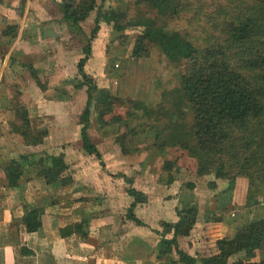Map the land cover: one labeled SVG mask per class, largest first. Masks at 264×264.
<instances>
[{"label": "rangeland", "instance_id": "obj_1", "mask_svg": "<svg viewBox=\"0 0 264 264\" xmlns=\"http://www.w3.org/2000/svg\"><path fill=\"white\" fill-rule=\"evenodd\" d=\"M60 1L0 0L2 61L10 47V41L6 43L8 38H2V30L6 25H13L12 21H19L18 25L22 22L27 35L31 33L29 24L36 19L40 11L44 21L42 27L50 26L54 31V35L46 30L42 32L41 36L52 40H48V46H42L44 49L33 52L32 56L21 54L23 63H35L34 68L45 89L36 84L28 69L24 70V66L17 64L19 67L16 70L15 65L3 68V62L0 63V70L3 68L0 94L4 92L9 95V101L6 100L9 108L0 106L2 116L6 117V122L0 123V133L3 135L0 142L4 143L6 149L0 155L3 166L11 157L36 153L37 159L42 158V165H36L37 168L43 167L46 170L51 167L53 173L58 172L60 177L66 179L61 184L58 181L46 184L43 178L45 171L42 177L38 176L33 166V169L28 174H23L20 179L24 184L23 195L30 198L41 195L50 200L55 198L62 201L73 198L74 205L83 206L89 215L114 214L115 218L119 219L114 221L115 230L104 237L103 242L106 244L110 242L121 245L126 236L123 225L127 222L134 225L124 217L132 201L126 194L128 187L136 188L147 197L146 202L135 206L134 213L142 221L149 223H144L143 228L139 229L143 231V237L148 238L146 245L149 248L158 245L159 231L162 229L160 219H176V207L191 201H195L198 210L196 223L190 229V240L200 241L201 227L204 224L216 227L215 238L221 239L219 230L226 231L225 238H244L250 229L251 232L262 235L264 239V225H261L264 221V184L254 182L251 185L252 197L251 200L249 197V201L246 199L248 179L217 178L213 169L195 167L185 151L176 148L166 150L167 145H161L160 138L169 131L170 123L173 122L169 117L172 102L176 107L179 105L176 96L180 88L179 76L182 67L170 62L159 48L147 39L138 41V35L141 33L139 27L118 33L114 32L111 26L101 23L96 36L91 40L90 53L84 65L85 72L93 78L98 88L109 91L114 98L113 111L105 115L104 120H115L119 117L120 121L102 125L93 111L88 134L101 155L102 164L95 155L83 151L79 138L78 117L85 105L86 93L85 87H73L75 79L80 78L77 65L79 59L85 56L82 48L87 43L86 36L93 26L97 7H118L121 0H95L96 8L80 23L84 35L70 32L64 23L59 22ZM189 2L193 8L183 15V19L169 21V25L195 30L200 43V38H206L209 33L221 37L219 31L210 29L206 16H216L217 9L224 7L226 0ZM123 4L128 5V15L132 18L139 11L143 15L155 17L150 8L137 7L133 0H123ZM4 13L11 18V23H2V18L6 19ZM188 17L192 18L193 22L196 20L192 27L187 23ZM158 20L161 23V18ZM135 44L136 53H133ZM10 60L11 64L14 63L12 57ZM16 100L19 107H26L32 127L47 130L41 144L26 145L19 134L12 132ZM119 100H122L120 104ZM137 102H141L142 106L151 112H144L137 106ZM130 111L133 116L129 115ZM182 112L187 113V109H182ZM124 121L126 125L123 124ZM124 132L125 141L120 143L117 138ZM50 157L54 158L52 162ZM165 161H170L169 169L164 167ZM26 167L27 165L23 166ZM121 175L130 181H126ZM189 184H192V187H189ZM80 198L85 199L84 204L78 203ZM255 223H258L256 228ZM182 226L187 227L188 222H183ZM211 226L208 230L212 232ZM127 230L129 232V228ZM170 236L171 233L166 235ZM222 238L224 240V237ZM173 256L177 257L176 253ZM242 256V253H237L228 261ZM263 257L264 241L261 249L256 252L255 259Z\"/></svg>", "mask_w": 264, "mask_h": 264}, {"label": "trees", "instance_id": "obj_2", "mask_svg": "<svg viewBox=\"0 0 264 264\" xmlns=\"http://www.w3.org/2000/svg\"><path fill=\"white\" fill-rule=\"evenodd\" d=\"M95 2L61 0L58 4L59 22L64 23L70 32L84 35L80 23L96 8ZM133 2L137 7L150 8L155 17L143 15L139 10L134 18L130 17L128 5H124L123 0L118 7L110 5L103 9V6L99 5L93 17V26L86 36L87 43L82 48L85 56L79 59L77 65L80 78L75 79L73 84L74 88L85 87L86 93L85 105L78 117L79 138L83 151L95 155L102 164L101 155L88 134L93 111L102 125L120 121L119 117L115 120H104V116L113 111L114 98L109 91L98 88L93 78L85 72L84 65L90 53L91 40L96 36L101 23L111 26L112 30L118 33L139 27L141 33L138 35V41L147 39L155 44L170 62L182 67L179 76L180 88L176 96L179 105L176 107L172 102L169 117L173 122L170 123L169 131L160 138L161 145H167L166 150L176 148L185 151L195 167L211 168L217 178L248 179L246 199L249 200L250 197L251 200V185L254 182L264 184V0H226L225 6L217 9L216 16H206L210 29L219 31L222 36L209 33L206 38H200L201 43L195 30L169 25V21L183 19V15L193 8L189 0ZM160 18L161 23L158 20ZM187 21L192 27L196 20L193 22L192 18L188 17ZM17 31V24H9L2 33L14 38ZM136 44L133 53H136ZM10 57L15 59L14 56ZM23 65L36 84L45 89L34 66L24 63ZM14 102L12 132L19 134L26 145L41 144L47 130L32 127L26 107H19L18 100ZM121 102L122 100H119L118 104ZM137 106L147 114L151 112L142 106L141 102H137ZM137 106L134 104L135 109ZM184 108L187 113L182 112ZM131 113L133 112L130 111L129 115ZM162 130L165 131V128ZM125 135L124 132L118 136L120 143L125 141ZM35 154H20L4 162L3 171L9 187L17 188L23 174H28L33 166L38 176L42 177L45 171L43 178L46 184L65 182V177H60L58 172L53 173L51 167L46 170L43 167L37 168L36 165H42V158L37 159ZM49 159L50 162L54 160L53 157ZM26 165L27 167L23 168ZM164 167L169 169L170 161H165ZM121 176L130 181L124 175ZM188 186L192 187V184ZM126 194L132 201L124 217L135 225H144L135 215L134 208L138 203L146 202L145 193L128 187ZM197 210L194 202H185L176 207L177 222L160 221L162 229L158 239L159 264H196V258L178 246V238L189 235L190 226L196 220ZM38 213L37 208L27 206L24 217L26 231L32 232L40 227ZM86 222L87 219H82L68 224L60 229V235L64 237L76 233L85 238ZM183 222H188V226L183 227ZM257 224L255 223V228ZM261 225H264V221ZM170 233L171 236L166 237ZM261 236L249 229L244 238H225L214 264H264V257L255 259L256 252L261 249L264 241ZM174 253L177 257L173 256ZM237 253H242L243 256L228 261Z\"/></svg>", "mask_w": 264, "mask_h": 264}, {"label": "crops", "instance_id": "obj_3", "mask_svg": "<svg viewBox=\"0 0 264 264\" xmlns=\"http://www.w3.org/2000/svg\"><path fill=\"white\" fill-rule=\"evenodd\" d=\"M4 16L6 19L2 18V23H11V18L6 13H4ZM42 22L44 21L39 11L36 19H33L32 23L29 24L31 33L26 35L23 23L21 22L19 26V21H12L13 24L18 25L19 32L17 31L18 33L14 38L2 37L5 40L8 38L6 43L10 41L8 54L5 55L3 61L0 57L3 68L15 65L14 67L17 70V67H19L17 64L24 66L23 55L30 54L32 56L33 52L40 51L44 49L42 46L50 44L51 39L41 36L42 32L44 33L50 26L43 28ZM10 56L15 57L12 64L10 63ZM32 66H35V63ZM3 68L0 70V80ZM25 68L24 66V70ZM7 96L9 95L4 92L0 94L1 107L7 106L9 108V103L6 101H9ZM2 114L0 110V123L6 122V117H3ZM2 137L3 135L0 133V139ZM5 150L4 143L0 142V155ZM5 179L3 162L0 158V264H159L157 258L158 245L155 248L154 246L149 248L146 245L148 238L143 237V231L139 230L143 228V225L142 227L135 224L129 225L130 223L127 222L123 225L126 236H124V240L121 239L123 241L121 245L110 242L106 244L103 242L104 237L107 233L115 230L114 221L119 219L118 217L115 218L114 214L89 215L83 206L74 205L73 198H67L66 201L56 200L55 198L50 200L48 197L41 195L30 198L28 195H23L22 186L24 184L22 181L17 188H12L9 187L8 180ZM83 200L85 199L80 198L78 203L84 204ZM27 206L35 207L39 212L40 227L32 232L26 231L24 224ZM174 215L176 219L173 217L172 220L171 218L160 220L177 222L176 212ZM82 219H87L85 225L87 236L85 238L76 233L64 237L60 235L61 228ZM143 222L149 224L146 220H143ZM194 223L196 222L192 223L190 229ZM209 226L211 225L204 224L201 227L200 241L189 239L190 229L188 236L178 238V246L189 255L194 256L196 264H214L221 250L222 237L225 240L227 236L226 231L219 230L222 237L221 239L220 237L215 238L214 228L216 227L211 226L212 233L208 230ZM128 228L129 232H127ZM182 244H186V246H182Z\"/></svg>", "mask_w": 264, "mask_h": 264}, {"label": "water", "instance_id": "obj_4", "mask_svg": "<svg viewBox=\"0 0 264 264\" xmlns=\"http://www.w3.org/2000/svg\"><path fill=\"white\" fill-rule=\"evenodd\" d=\"M50 32V34L52 33L53 35H54V31L51 29V28H48L47 30H46V32ZM46 35H47V33H45Z\"/></svg>", "mask_w": 264, "mask_h": 264}]
</instances>
